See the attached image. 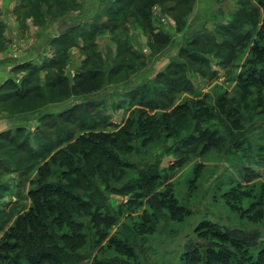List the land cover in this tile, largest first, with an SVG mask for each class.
Listing matches in <instances>:
<instances>
[{"label":"rangeland","instance_id":"obj_1","mask_svg":"<svg viewBox=\"0 0 264 264\" xmlns=\"http://www.w3.org/2000/svg\"><path fill=\"white\" fill-rule=\"evenodd\" d=\"M204 1L24 0L17 49L25 58L11 78H0V98H10L0 105V264L34 262L9 261L19 249L2 245L15 241L14 222L33 205L30 193L69 184L72 176L62 175L67 154L58 151L81 167L84 153L89 165L95 162L90 147L72 150L80 138L119 154L129 168L110 182L118 191L133 187L108 194L112 212L94 221L72 214L81 226L54 227L58 234L79 233L73 254L89 253L99 264L114 257L187 264L193 255L211 264H262L264 0ZM66 20L81 23L58 36L55 27ZM27 21L39 33L25 36ZM176 106L184 124L162 126L149 140L147 117ZM120 130L129 136L115 148L111 135ZM156 172L158 179L147 183L155 192L170 199L172 189L183 198L166 202L165 216L136 195L140 176ZM131 199L137 208L125 212ZM181 204L191 211L182 217L186 223L170 215ZM36 220L39 232L49 231L46 219ZM126 225L141 233L134 239L145 240L142 251L123 241ZM197 229L204 251L186 247L187 239L197 241ZM239 232H256L257 244L238 248ZM125 248L136 249L132 258Z\"/></svg>","mask_w":264,"mask_h":264},{"label":"trees","instance_id":"obj_2","mask_svg":"<svg viewBox=\"0 0 264 264\" xmlns=\"http://www.w3.org/2000/svg\"><path fill=\"white\" fill-rule=\"evenodd\" d=\"M231 49H233V47L230 48V51ZM26 97L27 95H22L16 98H18L19 100H24L26 99ZM5 98L4 100L6 101L10 99ZM180 109L181 108L179 106H176L169 112L161 113L158 118H155V116H152L150 118L147 117L145 121H147L146 123H148L150 127H152L150 134L151 137H149V140L152 138H158L159 134L161 133L162 126L164 127L167 125V127H169V125H172L174 127H177L179 124H181L183 122L182 119L185 118V115L179 113ZM111 136L112 139L111 143L109 142L110 145H116L122 137L129 135L127 134V132H123V130H120L119 133H115ZM109 137L110 136H108L106 140H108ZM86 147L91 148V151H93L96 155V160L95 162L91 163V165H89V161H87V158H85L84 153V155H80V157H82V159L85 161L84 165L86 166L82 167L71 162L68 156V151H58L56 153V156L58 157H60L62 154H67V158L65 157V155L64 158H62V160L66 162L64 170H62V175L72 176V178L69 181L68 185H60L59 188H55V186L54 188L48 186L46 189H38L37 191L30 193V198L33 200V205L31 204L27 212L18 217L14 222V231H16L17 233L14 237L15 241L11 244H9V242H6L7 244L2 245V249L5 251L17 248L19 249V253H17L13 258L7 257L6 259H8L9 261H16L15 258H17L18 260L32 259L34 262L31 264H83L79 261L82 260L86 262L89 259L88 264H99L98 262H96V260H92L90 262V257L88 255L89 253L87 254L75 251L76 253L73 254V251L79 243L73 242L74 239L80 238L78 232H76L75 234H73L72 232H64L62 234H58L55 228L59 224H64L65 226H81L82 223L75 222L70 217L72 214L78 216H81L82 214L89 215L94 221V218L98 217V213L108 214L112 212L108 194L116 192H128L130 189H132L133 185H129V188L126 186L123 188V190L118 191L112 186L110 182L117 178L119 174L122 173V170L124 168H129V165L126 164V162L120 160L121 156L119 154H115L113 150L112 152L109 150H102V148L98 149L95 145L91 144V142L81 138L75 141L72 150H79ZM118 147L121 148L120 144H117L115 148ZM86 152L90 153V151ZM140 177L142 179V185L136 187V195L140 198H148L147 201L149 209H151L154 213L159 212L165 216L166 212L161 211L163 205L165 206L166 202L174 201L178 197L180 198V200L183 199L182 197H180V192L178 193L176 190L172 189L168 190L169 193L172 194V196L170 199H167V196H169L167 192H165L166 195H164L163 192L162 194H160L158 192H155L156 189L154 190L152 185L147 184L152 180L158 179L157 172L155 173V176L152 175L149 177L147 176V174L144 175L143 173V175H141ZM152 193L153 195H150ZM134 203V200H129L126 205L127 207L125 209V212H130L133 209H136L137 205L133 206ZM177 210L179 211V213L175 214L174 212H171L170 215H172L173 218L180 215L181 218H179L178 221L180 223H186L184 222L182 217L185 215H190L191 211L187 208V206L184 207L182 204L181 206H178ZM39 214L47 220V224H49L50 226L49 231L39 232V222L36 220V217ZM60 216L63 217L62 220L59 219ZM104 222H108V219H104ZM109 225L114 226V224L112 223H109ZM129 230V225H126V230L122 229L119 231V233H121V237L124 239L123 241L125 243L130 242L131 246L133 245V247L142 251L144 249L143 243L145 240H143L142 237L140 238V242L134 239V236L141 235V233H138L136 229H131L130 231ZM239 233L241 234V238L239 240L240 242H236L237 244H235V246L238 245V248H240L241 246L243 248H249L257 244V239L259 236L256 232L250 234L244 233L243 235L241 232ZM80 235L82 236V234ZM22 236H25L27 240H22ZM199 237H203V231L201 229L195 230V238L197 241H192V238L187 239V241L189 240L188 242L191 243L186 245V247H198V249L200 248L201 251H204V245H202V243L198 241ZM98 240L99 238H97L95 243ZM138 244L139 247L137 248ZM136 249L125 248V250H127V252L131 255V258L133 256V251ZM34 256L37 257L36 260L33 259ZM139 256L140 255H138V257ZM215 259L216 260L213 259V261H221L223 257L219 256ZM246 261H248V258ZM196 262H199L200 264H211L209 263V261H204L203 259L200 260L196 257V255H193L191 261H189L187 264H195ZM222 262L223 264H233L227 263L224 260H222ZM101 263L128 264L129 262L128 259L114 257L110 260L108 259L107 261H101ZM262 264H264V261L262 262Z\"/></svg>","mask_w":264,"mask_h":264},{"label":"crops","instance_id":"obj_3","mask_svg":"<svg viewBox=\"0 0 264 264\" xmlns=\"http://www.w3.org/2000/svg\"><path fill=\"white\" fill-rule=\"evenodd\" d=\"M10 0H4L0 4V78H3L2 75L4 74V78H8V75L11 74L10 78L14 74V69L18 67V65L24 60L25 54L21 53L20 50L17 49L19 46L20 48L23 47V41L21 40L18 32L21 31L20 29V18L18 16L19 13L26 7V3L24 0L18 2L15 0H11L10 4H8ZM111 1V0H109ZM116 2L117 0H113ZM198 0H196V3ZM211 0H205L203 3H210ZM200 3V2H198ZM29 21V19H28ZM27 21L26 25L28 27L29 22ZM32 22V21H31ZM18 24V25H17ZM23 25V24H22ZM25 36H30V34L39 33L38 28H26ZM15 33L16 37H19V40L13 41L14 39L11 38L12 34ZM2 35V36H1ZM32 37V36H31ZM28 41V39H27ZM9 45V47H8ZM7 46V47H6ZM14 47V50L12 49ZM5 81V79L3 80ZM0 81V85H1ZM5 83V82H4ZM1 96V92H0ZM0 105L8 103L10 101L4 100V98H0Z\"/></svg>","mask_w":264,"mask_h":264},{"label":"water","instance_id":"obj_4","mask_svg":"<svg viewBox=\"0 0 264 264\" xmlns=\"http://www.w3.org/2000/svg\"><path fill=\"white\" fill-rule=\"evenodd\" d=\"M80 23L81 21H70V20L63 21L57 24V26L55 27V33L58 36H60L63 33L78 27Z\"/></svg>","mask_w":264,"mask_h":264}]
</instances>
